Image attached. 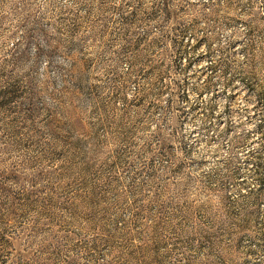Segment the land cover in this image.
I'll use <instances>...</instances> for the list:
<instances>
[{
  "label": "rangeland",
  "instance_id": "obj_1",
  "mask_svg": "<svg viewBox=\"0 0 264 264\" xmlns=\"http://www.w3.org/2000/svg\"><path fill=\"white\" fill-rule=\"evenodd\" d=\"M211 1L0 0V264H264V0Z\"/></svg>",
  "mask_w": 264,
  "mask_h": 264
},
{
  "label": "trees",
  "instance_id": "obj_2",
  "mask_svg": "<svg viewBox=\"0 0 264 264\" xmlns=\"http://www.w3.org/2000/svg\"><path fill=\"white\" fill-rule=\"evenodd\" d=\"M238 0H212L208 5L207 10H204L201 15L209 20L210 28L206 32L207 38L212 37L214 39L218 38V29L219 25H225L226 23H231L234 20V13L237 8ZM248 9V8H247ZM249 11V10H248ZM249 13V12H247ZM197 19V18H196ZM231 20V21H230ZM255 21V17H251L247 20L250 28L247 34V46L248 56L251 64H254L253 60L258 51V46L255 40V32L256 28L251 26V24ZM231 38L239 39L242 34L239 32L237 28H232Z\"/></svg>",
  "mask_w": 264,
  "mask_h": 264
}]
</instances>
